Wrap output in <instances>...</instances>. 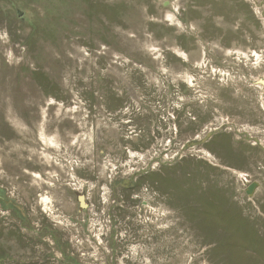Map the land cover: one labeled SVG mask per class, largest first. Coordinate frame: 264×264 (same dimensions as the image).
<instances>
[{"label": "rangeland", "instance_id": "374dc122", "mask_svg": "<svg viewBox=\"0 0 264 264\" xmlns=\"http://www.w3.org/2000/svg\"><path fill=\"white\" fill-rule=\"evenodd\" d=\"M259 80L264 0H0V264H264Z\"/></svg>", "mask_w": 264, "mask_h": 264}, {"label": "trees", "instance_id": "16d2710c", "mask_svg": "<svg viewBox=\"0 0 264 264\" xmlns=\"http://www.w3.org/2000/svg\"><path fill=\"white\" fill-rule=\"evenodd\" d=\"M165 171H168V169L170 168V167H166V166H163L162 167ZM170 169H172V168H170ZM161 171V170H160ZM139 184V183H138ZM129 189V188H128ZM214 197V194L212 193V192H207V204L205 205V206H202V208H204V209H207V211H206V213L209 215V216H213V218H212V222L213 223H217L218 221H219V219H218V211L220 212V210L218 209H216L215 211H214V213L212 214L211 213V210H210V206L208 205V199H212ZM237 238H240L241 239V236L240 235H238L237 234ZM238 241V240H237ZM243 247L245 248V249H247L248 248V246L246 245V244H244L243 245ZM245 254H246V252H244V254H240L241 255V259L245 256ZM252 261H254V264L256 263L255 262V260L253 259V258H250L249 260H248V264H251V262Z\"/></svg>", "mask_w": 264, "mask_h": 264}, {"label": "water", "instance_id": "95a60500", "mask_svg": "<svg viewBox=\"0 0 264 264\" xmlns=\"http://www.w3.org/2000/svg\"><path fill=\"white\" fill-rule=\"evenodd\" d=\"M18 15L20 16V13H18ZM257 84L261 85L263 88V92H264V82L262 80H259L257 82ZM258 187V183L257 182H251L248 186H246V188L244 189V194L248 197L251 198L253 196V193L255 191V189ZM78 202L80 205L81 209H84L86 207V204L84 202V197L83 196H79L78 197Z\"/></svg>", "mask_w": 264, "mask_h": 264}]
</instances>
